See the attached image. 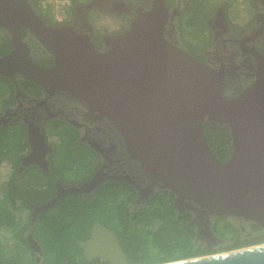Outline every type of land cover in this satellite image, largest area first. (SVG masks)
Instances as JSON below:
<instances>
[{
  "label": "flooded vegetation",
  "instance_id": "flooded-vegetation-1",
  "mask_svg": "<svg viewBox=\"0 0 264 264\" xmlns=\"http://www.w3.org/2000/svg\"><path fill=\"white\" fill-rule=\"evenodd\" d=\"M164 1L169 11L165 36L221 72L226 97L242 92L264 61V0ZM153 4L154 0L70 1V7L57 18L58 25L68 24L88 34L95 47L104 50L140 11ZM21 34L35 63L43 67L54 63L55 56L28 27L23 26ZM14 47L10 31L0 26V57ZM206 123L220 130L229 129L226 120L207 117ZM81 158L87 162L83 169H79ZM1 177L6 182L0 183V215L8 207L15 216L9 232H2L4 236L0 232V251L7 235L6 245L13 247L10 254H30L28 264H54L48 256L55 247L49 245L46 235L62 233L67 226L70 218L60 213L79 198L96 203L97 193L105 185L112 186L113 192L101 201L100 217L93 219L87 236H76L81 248L77 253L93 264H133L137 255L164 250L194 253L162 262L215 252L227 246L225 236L216 227L222 218H228L225 225L231 235L243 231L248 236L257 232L264 235V229L254 225L256 222L237 215L213 214L171 192L131 155L122 132L107 116L67 90L37 81L19 70L0 71V181ZM93 179L97 185L88 184ZM11 188L31 201L24 204L18 198L15 210L9 196ZM20 209H27L29 214L18 216ZM6 217L2 214L0 219ZM97 222L113 230L122 252L113 236L108 238L113 245L83 247ZM19 233L24 239L18 238ZM185 233L190 235L187 242L175 241ZM165 239L166 247L159 244ZM111 246L113 251L109 250ZM61 264H67V260Z\"/></svg>",
  "mask_w": 264,
  "mask_h": 264
},
{
  "label": "water",
  "instance_id": "water-1",
  "mask_svg": "<svg viewBox=\"0 0 264 264\" xmlns=\"http://www.w3.org/2000/svg\"><path fill=\"white\" fill-rule=\"evenodd\" d=\"M168 15L165 1L154 0L99 50L88 34L48 24L31 0H0V26L15 44L0 57V71L19 70L80 97L119 128L131 155L158 182L213 214L264 229V61L255 79L228 98L221 72L165 36ZM23 26L55 56L51 66L30 58ZM207 117L228 122L233 150L226 160L207 140ZM109 236L122 252L100 222L83 247L113 245ZM157 264H264V243Z\"/></svg>",
  "mask_w": 264,
  "mask_h": 264
},
{
  "label": "trees",
  "instance_id": "trees-1",
  "mask_svg": "<svg viewBox=\"0 0 264 264\" xmlns=\"http://www.w3.org/2000/svg\"><path fill=\"white\" fill-rule=\"evenodd\" d=\"M42 1L43 0H31L32 4L38 9L39 13L47 23L58 24V19L56 17L52 2L46 1V4L43 5ZM70 1L74 3L76 0ZM70 5H66L65 10L67 9V7H70ZM205 134L210 146L212 147L216 155L221 160H226L233 150L232 135L230 129L220 130L213 127L210 123H206ZM14 190V188L10 189L9 196L11 198V206H13L15 210L19 207L18 198L22 199L24 204H27L28 201H31V199L26 195L15 192ZM112 190V186L109 187L108 185H105L98 191L96 196V203H93V201L90 199L79 198L75 205L63 209V212H61L60 214L70 218L67 226H65V229L62 231V233L61 231H55L51 235H46L49 245L58 249L56 256L51 259L54 264H61L64 260H67V264H93V262H89L85 256L77 253V251H80L81 248L77 243L76 236L82 238L87 236V232L89 230L91 222L94 218L100 217L101 215V201H104L106 198H108L107 195H109ZM170 191L173 192L172 190ZM2 214H5L9 218H6L4 220L0 219V226L4 225L7 226V229H9L10 222L15 215L8 207H5L3 209L1 215ZM68 225L74 226V229L69 228ZM254 225L258 229H261V226L259 224L255 223ZM240 234H238L234 238L233 243L224 246V248L227 247L232 249L241 247L243 245H252L264 241V235L258 232L256 235L249 236L246 234H244L245 236ZM137 237L139 240H137L136 245H138V243L140 242V234ZM18 238L24 239L23 235L20 233ZM136 245L134 246V248H138V246ZM209 251L213 252L212 250ZM193 253L194 251H191L184 255V253L176 254L173 253V251L164 250L159 251L157 254L153 255H137L135 256V263L133 264L159 263L166 260L180 258L182 256L190 255ZM17 257V255L7 254L4 250H1L0 264H28L25 262L18 263L16 260Z\"/></svg>",
  "mask_w": 264,
  "mask_h": 264
},
{
  "label": "rangeland",
  "instance_id": "rangeland-1",
  "mask_svg": "<svg viewBox=\"0 0 264 264\" xmlns=\"http://www.w3.org/2000/svg\"><path fill=\"white\" fill-rule=\"evenodd\" d=\"M46 1H50V0H43L42 1V4L45 5L46 4ZM53 6H54V11L56 13V17L57 18H61L64 11H65V8H66V3H63L62 1H58V2H52ZM110 18H105L106 21H109ZM85 150L82 149L81 152H84ZM87 152V151H86ZM87 165V162H86V158L85 159H80V162H79V169H83L85 168ZM5 179H3L1 177V181L0 183L1 184H5ZM29 214L28 210L27 209H20L17 213L18 216H23V217H26L27 215ZM8 219V217H6ZM228 218H222L218 225L216 226L217 227V230L222 232L223 235L225 236V239L223 240L225 245H230L231 243H233L234 241V238L237 236V235H231L230 232H228V226L225 225ZM10 220V219H9ZM237 229V228H236ZM238 230V229H237ZM1 234L4 236V233L2 232H6L8 233L9 232V229H7V226H4L2 229H1ZM220 232H218L220 234ZM237 231L233 230V234H236ZM241 234L240 235H243L242 233H247V232H240ZM248 234V233H247ZM245 236V235H243ZM8 237L7 235H5V239H4V243L2 244V250H4L7 254H10L13 250V247L12 246H8L6 245V242H8ZM190 235L185 233V234H181L180 237H178L175 241L179 242L181 240H184L185 242L188 241ZM176 238V237H175ZM166 240V239H165ZM47 241V240H46ZM167 241V240H166ZM166 241L164 240H159V244H161L162 246L166 247L168 246V241H167V244H166ZM48 242V241H47ZM172 243V242H171ZM260 243H264L263 242H260ZM174 245V242L172 243ZM256 244H259V243H256ZM216 245V244H215ZM252 245H255V244H252ZM247 246H250V245H243L241 247H236V248H220L219 250L215 251V252H212V253H207V254H213V253H218V252H224V251H230V250H235V249H239V248H244V247H247ZM57 251L58 249L57 248H54L52 251L50 250L51 254L48 256L49 259H52L54 256H56L57 254ZM207 254H203V255H207ZM18 257L16 258L17 262L20 263V262H25V263H28L31 256L30 254L26 253L24 256H20V255H17ZM200 256V255H198Z\"/></svg>",
  "mask_w": 264,
  "mask_h": 264
},
{
  "label": "built area",
  "instance_id": "built-area-1",
  "mask_svg": "<svg viewBox=\"0 0 264 264\" xmlns=\"http://www.w3.org/2000/svg\"><path fill=\"white\" fill-rule=\"evenodd\" d=\"M58 1H62L63 3H66V5H68L70 3V0H50V2H58Z\"/></svg>",
  "mask_w": 264,
  "mask_h": 264
}]
</instances>
